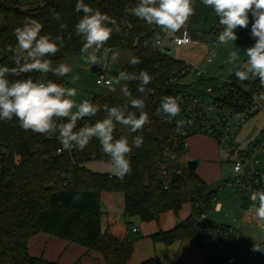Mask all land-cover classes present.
I'll return each instance as SVG.
<instances>
[{"label": "trees", "instance_id": "1", "mask_svg": "<svg viewBox=\"0 0 264 264\" xmlns=\"http://www.w3.org/2000/svg\"><path fill=\"white\" fill-rule=\"evenodd\" d=\"M41 2L38 6L23 9L19 0H0V65L14 66L11 53L6 48L17 43L14 30L22 26L26 18L42 23V34L59 35L65 39V47L55 57H50L52 61L80 53L81 39L73 32L75 23L82 16V13L75 11L76 0ZM84 2L115 18L122 29L120 33L113 34L106 47L130 49L131 57L138 56L142 60L141 64L132 66L129 59L120 71L138 74L145 70L153 77L150 84L145 86V111L151 123L145 125L142 132L130 133L127 128L125 134L117 125V138L128 136L130 142L134 135L144 138L142 147L133 148L130 154L131 174L121 181L110 173L96 172L87 166L91 160L108 161L96 139L83 151L65 150L58 154L57 149L61 145L55 136L26 132L15 118L10 122L0 121V264H62L29 253V239L39 232L94 250L102 255L104 264H127L138 239L133 231L134 226H131L134 217L151 222L167 211L177 214L184 205H189V215L173 228L151 234L155 242L169 245L178 240L197 238L199 218L207 214L215 202L214 194L206 197L213 187L196 171H189L186 162L181 160L187 154L184 140L192 134L178 135L175 118L169 120L154 115L162 97H177L179 92L187 89L176 79L187 64L154 47L158 26L148 25L125 11L126 6L134 5L136 0ZM57 14L60 21L56 19ZM60 22L66 24L67 28L61 29ZM220 31L218 19L210 32L215 41ZM235 31L240 43L250 46L255 43L250 34L251 17L248 28H237ZM26 75L35 81H41V76L45 75L48 80L64 85V80L52 73L33 72ZM227 85L231 89V96L226 104L237 106L235 101L246 89L233 82H227ZM127 86L134 97L142 95L137 91L138 81H127ZM249 86L255 89L257 95L264 92V86L258 80L251 81ZM91 102L109 107L128 103L99 93L92 96ZM103 116L104 112L100 111L90 120L85 118L78 121L77 126L95 122ZM167 145L177 152L176 160L164 155ZM16 156H19L18 161ZM163 166L167 177L162 174ZM104 191L121 192L124 196L123 215L127 234L123 238L102 228L100 196ZM77 195L80 197L78 200L74 199ZM222 261L223 258H219L215 264ZM74 264L83 263L78 260Z\"/></svg>", "mask_w": 264, "mask_h": 264}, {"label": "clouds", "instance_id": "2", "mask_svg": "<svg viewBox=\"0 0 264 264\" xmlns=\"http://www.w3.org/2000/svg\"><path fill=\"white\" fill-rule=\"evenodd\" d=\"M201 3L214 11L219 18L221 31L216 45H228L237 40L236 29L248 28L251 17V37L255 43L244 51L235 47L230 52L228 63L235 65L234 77L240 82L259 81L264 86V0H201ZM75 11L82 13L75 23L73 32L81 39L80 54L86 63L107 69L109 63H115L119 52L106 47L114 33L122 31L116 19L94 9L84 2L76 0ZM125 11L131 16L144 21L148 25H156L164 33L180 31L195 14L193 0H136ZM60 21L59 14L56 15ZM43 24L33 18H26L22 26L14 30L15 46L8 45L6 51L11 53L14 66L0 65V121L10 122L15 118L21 129L48 137L55 136L60 148L57 153L65 150L83 151L89 143L96 139L101 151L108 157L109 173L123 181L132 172L130 154L133 148H140L144 143L142 135H134L131 142L128 136L116 137L117 125L125 126L130 133L142 132L151 120L145 111L146 88L153 77L145 70L137 73L120 71L109 83L120 85L122 81H138L137 91L142 95L134 97L127 84L120 91L128 98V103L109 107L99 105L85 99L77 102L78 90L66 87L51 79L46 82L35 81L26 74L38 72L52 73L56 77H65L72 72L67 64L53 68L50 57L65 47L62 36L43 33ZM60 28L67 25L60 22ZM157 45H161L159 38ZM102 54V55H101ZM132 66L142 63L138 56H132ZM75 77L74 79H78ZM247 87V85H245ZM257 102L264 101V92L253 97ZM134 109L135 111L131 110ZM103 111V118L95 122H86L77 126L78 121L96 117ZM181 113L178 97L164 96L161 98L154 115L167 117L169 120ZM241 114H237L240 118ZM184 121L176 122V133L183 135ZM79 195L74 199H79ZM250 200L255 202L254 214L258 222L264 223V189L254 190ZM253 251H260L254 246Z\"/></svg>", "mask_w": 264, "mask_h": 264}, {"label": "rangeland", "instance_id": "3", "mask_svg": "<svg viewBox=\"0 0 264 264\" xmlns=\"http://www.w3.org/2000/svg\"><path fill=\"white\" fill-rule=\"evenodd\" d=\"M19 3L23 9H27L38 6L42 2L41 0H19ZM193 3L195 6V14L189 19L188 23L186 24V28L193 32V36L197 38L201 44L176 46L170 42L168 34L162 33L160 37L164 40V45L171 49L170 54L175 58L190 66L198 65L200 69L204 71L203 80L201 82L197 81L199 88L203 89L207 86L218 88L225 82H233L241 87H245V85H247L248 87L251 82L238 81L233 75L235 71V65L230 64L227 61L230 52L235 50V47L241 50L240 58L243 60L245 58L243 51L247 47H250V45L240 43L236 40L235 42H229L228 45H221L218 47L210 32L217 25L219 18L212 9L205 7L201 3V0H193ZM112 50L113 52H119V58L115 63H109L106 70L100 69L98 71H93V67L95 65L86 63L81 57L80 53L63 56L52 61L53 68L58 67L62 63L67 64L72 68L71 73L65 77L59 78L64 80V86L75 87L78 90L77 97H75L77 102L85 99L91 101L92 96L98 93L115 97L123 102L128 101V98L125 97L120 91V88L127 84V81H122L120 85H116L114 83L106 85L98 84L96 82V79L100 76V74H104L107 77H115L118 75V72L123 68L132 55V51L127 48H113ZM209 52L216 53L210 62L206 61L205 59ZM77 76L79 78L74 79ZM41 77L45 82L48 80L45 75ZM193 77L194 75L192 73L188 74V76L185 78V81L190 83ZM206 101H208V99ZM263 124L264 106L260 107L254 115L250 116L242 125L240 130L236 133L234 147H244L250 138L258 136L261 133L259 128ZM120 128L125 134L127 127L120 125ZM213 139L215 140V138ZM217 144L219 145V151L218 157L216 159H194L200 161V164L197 167L199 173L207 178L211 182L212 187L215 189L223 184L226 177L231 175V163L230 161H227V158H229V150L222 147L218 142ZM188 160L193 159L186 158L185 162ZM87 166L96 172L109 173V163L105 160H91L87 162ZM240 200L241 195L238 193L232 192L229 189L219 190L217 192V201H215L212 208L208 210L207 218L210 222L232 223L236 228L238 227V255L240 258L234 264H264V227H261V225L256 223L247 222L244 219L245 211L240 213L239 220H232L231 215L235 214L234 210L237 208V204L240 202ZM217 203H221L222 205L220 210H217L216 208ZM100 205L103 211L102 219L104 224L107 215H112L118 216L120 221L127 227L126 218L123 215L124 198L121 192H102L100 196ZM189 213V206L185 205L177 214L173 211H167L161 214L158 220L151 222H144L138 217H134L132 219L131 226L139 228V232L135 233V236L138 238L135 246L138 253H141L146 249V244L142 243L143 240H150L152 244L151 249H153L155 241L151 238V234H153L155 231L150 235H147V231L151 230V228L164 229L166 227H171L175 225L176 222H179L180 219L187 217ZM233 216L238 218L236 215ZM254 246H257L260 251H253L251 248H254ZM70 250L71 249L64 250L63 256L71 254L72 251ZM93 261H97V259L93 258ZM147 262L154 264L153 259H149L144 263ZM221 264L228 263L225 262Z\"/></svg>", "mask_w": 264, "mask_h": 264}, {"label": "built area", "instance_id": "4", "mask_svg": "<svg viewBox=\"0 0 264 264\" xmlns=\"http://www.w3.org/2000/svg\"><path fill=\"white\" fill-rule=\"evenodd\" d=\"M162 33L164 32L160 28L156 31V36L162 41V44L157 45L156 38L153 43L155 48H163V40L160 37ZM171 41L176 46L201 44L186 27L174 34ZM215 55V52H209L205 59L210 62ZM203 72L198 65L190 66L187 64L177 74V81L186 85L187 89L177 94L181 104V113L175 117V122L179 120L185 122L183 128L185 135H209L215 138L222 147L229 150L227 161L231 163V175L226 177L223 184L217 188V192L229 189L240 194L244 205L245 220L249 223H258L264 227V223L256 220L255 202L250 200L252 191L264 189V126L261 133L250 138L244 147H234L236 133L245 121L264 105V101L257 102L253 98L254 95L258 96L255 89L248 86L245 87L246 90L238 99L239 102L234 100L237 106L227 105L226 100L231 96V89L227 82L218 88L207 86L201 89L198 87L197 81L201 82L204 78ZM191 73L194 77L190 83L186 82V76ZM112 78V76L107 77L100 74L96 82L110 85L109 81ZM207 99L208 101H206ZM238 113L241 114L240 118H237ZM187 139L184 140L185 148L188 145ZM164 155L169 159L176 160L178 158L177 152L172 150L169 145L165 146ZM16 160H19V156H16ZM162 174L164 177L168 176L165 166L162 167ZM217 192L214 193L215 201H217ZM137 230L136 227H133L134 232ZM197 231L196 239L199 242L205 264H215L219 258H223L225 262L230 264L239 260V230L234 225L210 222L207 214H202L197 224ZM251 249L253 250V247Z\"/></svg>", "mask_w": 264, "mask_h": 264}, {"label": "crops", "instance_id": "5", "mask_svg": "<svg viewBox=\"0 0 264 264\" xmlns=\"http://www.w3.org/2000/svg\"><path fill=\"white\" fill-rule=\"evenodd\" d=\"M184 27H186V25ZM190 32L193 35V32L192 31ZM176 33H164V34H168V38L172 43L171 38ZM163 47H167L164 45V40H163ZM263 126L264 124L259 128L260 129L259 131H261ZM187 144H188L187 154L182 158L183 161H185L186 158L187 159L196 158L200 160H214L218 157L219 145L212 137L208 135H204V134L191 135L187 139ZM196 172L208 184L212 186L211 182L207 178H205L202 174H200L197 169ZM221 207H222L221 203H218L216 208L217 210H220ZM235 210H234L235 214L233 215L238 216V218H235L233 215H231L232 220L234 221H236V219L239 220L240 213L244 212V205L242 204V200L238 202L237 208ZM244 219H245V215H244ZM177 223L178 222H176L175 225ZM227 224H232V223H227ZM175 225L171 227H166L164 229L151 228V230L147 231V235H150L154 231L156 232L158 230H169L173 228ZM102 228L120 238H123L127 234V228L125 224H123L120 221V218L118 216L107 215L105 219V224L102 219ZM137 229L138 230L136 233L139 232V228ZM142 243L146 244L145 251L138 253L135 247L136 246L135 243L132 256L127 264H141L149 259H153L154 264H205L204 258L202 256V252L200 250L199 242L197 241L196 238L178 240L169 245L163 242H157V243L154 242L153 249H151L152 244L150 240H143ZM66 249H71L70 251L72 252L67 256H63L64 250ZM28 251L33 256L42 257L49 261H59L62 264H74L78 260H80L83 264H104L103 257L100 253L94 250H88L86 247L82 245L76 243H70L65 239L50 235L46 232H39L31 236L28 242ZM238 252H239V248H238ZM93 258L97 259V261H93ZM221 263H225V261H222Z\"/></svg>", "mask_w": 264, "mask_h": 264}, {"label": "water", "instance_id": "6", "mask_svg": "<svg viewBox=\"0 0 264 264\" xmlns=\"http://www.w3.org/2000/svg\"><path fill=\"white\" fill-rule=\"evenodd\" d=\"M162 51L170 53L171 49L167 48V47H163ZM100 69H102V68L100 66H98V65H95L93 67V71H98ZM199 164H200V161L199 160H194V159L193 160H188L186 162V165H187V168H188L189 171H196V169L199 166ZM216 192H217V189L212 188L206 193V197L210 198V196L212 194L216 193Z\"/></svg>", "mask_w": 264, "mask_h": 264}]
</instances>
